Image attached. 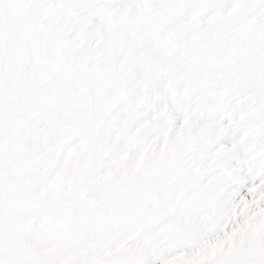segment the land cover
<instances>
[{
  "label": "snow or ice",
  "instance_id": "6c2138e0",
  "mask_svg": "<svg viewBox=\"0 0 264 264\" xmlns=\"http://www.w3.org/2000/svg\"><path fill=\"white\" fill-rule=\"evenodd\" d=\"M0 264H264V0H0Z\"/></svg>",
  "mask_w": 264,
  "mask_h": 264
}]
</instances>
